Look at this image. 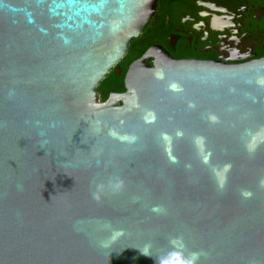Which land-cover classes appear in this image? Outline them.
Listing matches in <instances>:
<instances>
[{"label": "water", "instance_id": "water-1", "mask_svg": "<svg viewBox=\"0 0 264 264\" xmlns=\"http://www.w3.org/2000/svg\"><path fill=\"white\" fill-rule=\"evenodd\" d=\"M155 4L0 0V264H264V58L151 46L100 101Z\"/></svg>", "mask_w": 264, "mask_h": 264}, {"label": "flooded vegetation", "instance_id": "flooded-vegetation-1", "mask_svg": "<svg viewBox=\"0 0 264 264\" xmlns=\"http://www.w3.org/2000/svg\"><path fill=\"white\" fill-rule=\"evenodd\" d=\"M133 39L134 50H143L140 56L157 46L175 60L245 64L264 58V0H156L150 21L131 39L128 52ZM125 56L120 61H127ZM115 68L120 75L116 66L110 73Z\"/></svg>", "mask_w": 264, "mask_h": 264}, {"label": "trees", "instance_id": "trees-1", "mask_svg": "<svg viewBox=\"0 0 264 264\" xmlns=\"http://www.w3.org/2000/svg\"><path fill=\"white\" fill-rule=\"evenodd\" d=\"M136 41L132 40V46L130 48V51L125 56V60L127 61H120V63L116 66L120 69V75H116V68L109 74H107L106 78L103 79L97 88V91L101 93L102 100H105L107 98V91L109 92H122L125 90L124 88V72L127 68V66L132 62L130 60H133L140 56V53L143 52L141 50L140 52H136L134 49L136 48L135 45ZM135 47V48H134Z\"/></svg>", "mask_w": 264, "mask_h": 264}, {"label": "clouds", "instance_id": "clouds-1", "mask_svg": "<svg viewBox=\"0 0 264 264\" xmlns=\"http://www.w3.org/2000/svg\"><path fill=\"white\" fill-rule=\"evenodd\" d=\"M122 183V182H121ZM98 187V191L93 193V198L99 200V189L102 186H97ZM198 258L197 254H192V259L188 260V261H184L183 264H195V260ZM164 264H167V262H164Z\"/></svg>", "mask_w": 264, "mask_h": 264}]
</instances>
